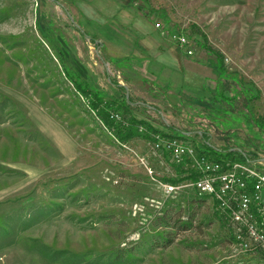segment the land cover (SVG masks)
<instances>
[{
  "label": "rangeland",
  "instance_id": "rangeland-1",
  "mask_svg": "<svg viewBox=\"0 0 264 264\" xmlns=\"http://www.w3.org/2000/svg\"><path fill=\"white\" fill-rule=\"evenodd\" d=\"M39 1L0 0V262L264 264V253L234 243L209 197L187 181L168 182L180 176L168 153L148 140L117 142L70 82L117 106L128 93L140 108L109 114L183 136L211 160H231L202 145L206 131L214 148L256 153L250 160L264 169V144L248 128L250 115L254 124L264 120V0H148L152 24L111 0H41L52 24L46 39L35 26ZM150 27L180 51L172 36L184 34L193 54L205 36L226 72L259 91L247 122L217 116L225 105L206 93L164 86L151 68L157 62L132 53ZM123 47L125 59L112 57Z\"/></svg>",
  "mask_w": 264,
  "mask_h": 264
},
{
  "label": "built area",
  "instance_id": "built-area-1",
  "mask_svg": "<svg viewBox=\"0 0 264 264\" xmlns=\"http://www.w3.org/2000/svg\"><path fill=\"white\" fill-rule=\"evenodd\" d=\"M159 26L155 24L156 28ZM172 38L187 56L193 55L184 34L176 33ZM110 119L127 125V119L118 113H110ZM152 139L154 149L169 154L184 181L199 195L212 200L227 221L234 243L241 250L264 253V169L260 164L251 160H211L191 142L171 134H155ZM164 188L167 192L175 189Z\"/></svg>",
  "mask_w": 264,
  "mask_h": 264
},
{
  "label": "trees",
  "instance_id": "trees-1",
  "mask_svg": "<svg viewBox=\"0 0 264 264\" xmlns=\"http://www.w3.org/2000/svg\"><path fill=\"white\" fill-rule=\"evenodd\" d=\"M54 4H58L59 0H51ZM118 2L124 3L129 8H136L137 10L147 8V0H116ZM140 3V4H139ZM44 2L39 1V6L37 9V15L38 18L36 20V29L40 33V35L46 39L47 33L50 30L51 23H46V21H43L44 14L43 12V5ZM64 11L67 13L68 18L70 21H72V26L76 29L77 26L75 25V22L73 21L70 14L64 9ZM86 37L90 39V42L97 46L96 39L94 37H91L90 35L85 34ZM212 51V50H211ZM216 61H217V67L218 70L221 73V82L213 89V93L210 94L211 98L216 101L219 105L223 103L225 105V109L222 111L217 112V116H222L223 118H230L234 122H237L235 118L240 117V121L242 123L247 122L246 115L249 112L248 107V101L252 98H258L259 91L256 90L255 93L252 92L249 88H246L243 83L236 77L235 73H228L224 69L223 66V57L218 52H211ZM65 77L67 79H70V77L65 74ZM70 82L76 91V93L82 97V99L85 102V105L88 107L90 111L94 113L96 118L101 122L103 127L112 135V137L119 143H127L130 142L133 139H143L152 141V136L155 134H158L157 130L152 128L146 121L137 119L136 117L131 116L127 120V125L124 126L116 121H113L110 119V110L116 109L117 111L120 110H130L132 106V101L125 96L122 97L121 102L119 106L113 105L111 102H107L103 99L102 95L98 92H92L87 89H83L79 84L72 82L70 79ZM109 83L118 89L119 91L123 90V87L119 86L116 82H113L112 80H109ZM112 106H115L112 108ZM237 107V110L235 109ZM249 116V114H248ZM242 118V120H241ZM231 121V120H230ZM233 122V123H234ZM257 123L254 124V121L251 119V115L249 116V123L251 125H248L249 134L257 136V143L256 145H261V143L264 144V120H261L260 122L256 121ZM243 123V124H244ZM235 124V123H234ZM247 125V124H246ZM173 130H175L173 128ZM164 135V134H163ZM166 135V134H165ZM172 135V134H171ZM174 136V135H173ZM203 138L202 145H205L208 147L210 152L212 153H223L229 156H232L233 160H237L240 162H245L250 160V158H255L256 153H245L240 149L233 150L231 147H227L225 149H217L211 146L209 143V134L204 131V133L201 135ZM181 139H184L183 136H175ZM180 176L177 178V180H168V182L172 185L183 182L185 178H182V173H179ZM12 244L11 242L9 245ZM6 246H8L6 244ZM40 253L44 255V253L47 251V248L44 246L40 247Z\"/></svg>",
  "mask_w": 264,
  "mask_h": 264
},
{
  "label": "crops",
  "instance_id": "crops-1",
  "mask_svg": "<svg viewBox=\"0 0 264 264\" xmlns=\"http://www.w3.org/2000/svg\"><path fill=\"white\" fill-rule=\"evenodd\" d=\"M113 3L119 5L121 8L128 10L141 18L147 19V23L152 24L154 17L151 10L147 8H142L137 10L136 8H129L124 3H120L116 0H111ZM140 4V3H139ZM148 4V0H147ZM159 24V23H156ZM160 25V24H159ZM78 30V28H76ZM91 37H94L90 35ZM142 39L136 38L134 41L135 48L132 50L133 54L139 53L142 51L147 55V61H152V58L157 62L151 66L152 69L158 70L162 76L166 79L164 86L172 90L173 86H177L183 89H187L190 92H201L206 93L210 96L213 93V89L221 82V73L217 67V61L214 55L211 52L214 51L207 43L206 38L203 35H200V38H197L196 43L198 44V51L195 49V54L192 56H187L184 51L174 49L173 47L167 46L162 43V40L159 39L158 35L154 32V29L150 27L145 30ZM95 38V37H94ZM96 39V38H95ZM100 43V44H99ZM114 44L113 42H110ZM96 47H100L101 42L96 39ZM116 44V43H115ZM117 45V44H116ZM212 50V51H211ZM129 50L125 49H116L115 55L112 57L125 59L126 54ZM137 57V56H135ZM118 61V60H114ZM126 61V60H125ZM172 77V79H171ZM236 77L238 75L236 74ZM239 78V77H238ZM117 83V82H116ZM123 87L122 85L118 84ZM199 88H194V87ZM118 90V89H117ZM123 90L125 88L123 87ZM122 90V91H123ZM126 94V95H125ZM124 96L128 99V93H125ZM131 100V99H130ZM137 105V106H136ZM132 106L140 108L138 104L132 103ZM138 119V118H137ZM151 126V125H150ZM152 128H156L151 126ZM157 130V129H155ZM12 255V254H11ZM7 256V260L11 257ZM0 264H4L3 261Z\"/></svg>",
  "mask_w": 264,
  "mask_h": 264
}]
</instances>
